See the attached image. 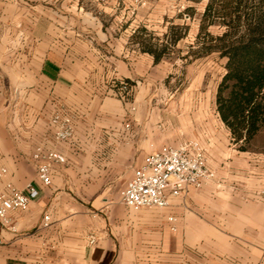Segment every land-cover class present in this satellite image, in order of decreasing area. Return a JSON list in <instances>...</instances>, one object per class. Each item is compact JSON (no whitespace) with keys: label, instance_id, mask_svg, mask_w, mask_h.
I'll use <instances>...</instances> for the list:
<instances>
[{"label":"rangeland","instance_id":"rangeland-1","mask_svg":"<svg viewBox=\"0 0 264 264\" xmlns=\"http://www.w3.org/2000/svg\"><path fill=\"white\" fill-rule=\"evenodd\" d=\"M238 6L249 12L256 5L255 0H0V114L27 111L37 90L15 85L17 63L27 61L20 54L31 56L36 39L65 30L67 38L80 37L96 47L103 63L118 57L124 69L132 70L131 78L117 77L105 66L103 86L95 91L118 101L128 115L151 119V151L163 145L155 142L162 137L196 139L207 150L216 176L202 188H191L197 191L190 202L176 199L167 208L138 210L143 216L135 247L128 249L130 264H259L264 256V232L254 214L264 124L249 143L236 142L216 103L227 72V57L218 48L228 27L223 16L230 21ZM198 53L205 54L195 57ZM55 111L75 116L63 104ZM53 145L79 151L73 143L52 139ZM123 174L116 169L102 177L111 201L121 195ZM169 215L177 217L176 231Z\"/></svg>","mask_w":264,"mask_h":264},{"label":"crops","instance_id":"crops-1","mask_svg":"<svg viewBox=\"0 0 264 264\" xmlns=\"http://www.w3.org/2000/svg\"><path fill=\"white\" fill-rule=\"evenodd\" d=\"M66 35L64 30L56 37L38 38L31 56L20 54L27 61H18L15 85H35L37 90L27 111L0 114V168H7L5 178L20 188L33 183L39 189L27 211L11 213L17 232L0 224V264H130L128 249L135 247L137 222L143 214L123 206L121 195L111 201L102 177L121 169L125 187L151 151V119L139 113L128 115L118 101L113 103L95 91L103 86L105 66L117 77L131 78L132 70L124 69L118 57L103 63L96 47ZM60 104L75 114L73 146L79 151L73 154L59 147L67 162L56 165L51 185L45 186L37 178L32 153L40 144L51 147L49 118ZM165 138L155 140L156 144L185 141ZM262 190L264 154L259 153V205L254 213L259 216V232H264ZM196 191L189 189L177 200L188 203ZM46 213L51 224L43 228L40 222ZM259 264H264V256Z\"/></svg>","mask_w":264,"mask_h":264},{"label":"built area","instance_id":"built-area-1","mask_svg":"<svg viewBox=\"0 0 264 264\" xmlns=\"http://www.w3.org/2000/svg\"><path fill=\"white\" fill-rule=\"evenodd\" d=\"M49 124L58 144L73 143L75 116L72 113L55 111ZM32 160L36 165L37 178L43 185L49 186L56 165L65 164L67 157L57 147L40 144L34 148ZM7 173L6 167L0 168V224L17 232V223L11 213L27 211L39 195V189L33 183L20 188L5 178ZM215 176V171L208 164L207 150L200 141L187 139L178 145L163 144L150 151L142 164L134 169L121 191V200L126 207L134 210L167 208L189 189L202 188ZM167 220L170 229L176 231L177 217L169 215ZM50 224L51 215L46 213L40 227L47 228Z\"/></svg>","mask_w":264,"mask_h":264},{"label":"trees","instance_id":"trees-1","mask_svg":"<svg viewBox=\"0 0 264 264\" xmlns=\"http://www.w3.org/2000/svg\"><path fill=\"white\" fill-rule=\"evenodd\" d=\"M255 5L249 12H240L238 6L229 15L230 21L223 16L228 27L219 37L222 44L218 47L227 57V72L218 87L217 110L235 141L244 144L253 140L264 124V0H255ZM142 49L154 53L148 46Z\"/></svg>","mask_w":264,"mask_h":264}]
</instances>
